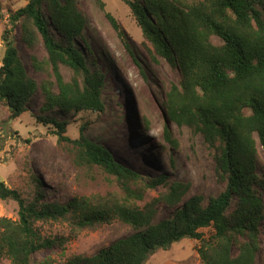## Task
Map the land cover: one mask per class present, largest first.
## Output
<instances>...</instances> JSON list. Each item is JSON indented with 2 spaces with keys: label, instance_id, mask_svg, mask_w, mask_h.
I'll return each mask as SVG.
<instances>
[{
  "label": "trees",
  "instance_id": "1",
  "mask_svg": "<svg viewBox=\"0 0 264 264\" xmlns=\"http://www.w3.org/2000/svg\"><path fill=\"white\" fill-rule=\"evenodd\" d=\"M27 1L10 15V22L12 28L20 25L25 46L34 48L42 41L47 49L55 83L48 80L41 86L45 97L42 110L105 111V76L85 40L86 16L78 0ZM95 1L105 9L103 0ZM125 2L142 31L148 52L180 72L179 83H171L167 91L165 111L170 121L201 134L215 149L217 176L225 188L207 203L201 195L183 203L191 184L174 181L168 184L167 192L141 209L124 202L92 207L87 200L67 204L46 201L41 182L32 200H28L18 189L0 181V199L13 200L18 205L17 219L0 218V256L11 264H32L37 251L63 246L64 239L42 236L35 223L59 220L72 213L81 226L121 219L136 232L94 255L73 254L59 264H144L158 249H168L184 238L194 243L196 255L204 264H255L264 222V0ZM106 16L127 45L116 18L110 12ZM2 18L0 0V36L5 45L0 66V103L8 108L7 121H11L29 110L39 86L28 75L20 57L12 36L14 28L2 34ZM213 36L222 43L215 44ZM77 39L87 48V55L77 45ZM61 65L74 72L70 80L64 78ZM37 117L46 125H55L60 139L77 145L76 163L103 167L124 181L127 190L128 182L141 176L83 132L77 139L65 136L66 120ZM164 132L175 147L177 140L171 130L166 127ZM166 181L163 174L145 180L149 188ZM160 201L174 209L168 217L155 222V204ZM234 246L236 254L232 252Z\"/></svg>",
  "mask_w": 264,
  "mask_h": 264
},
{
  "label": "rangeland",
  "instance_id": "2",
  "mask_svg": "<svg viewBox=\"0 0 264 264\" xmlns=\"http://www.w3.org/2000/svg\"><path fill=\"white\" fill-rule=\"evenodd\" d=\"M3 18L1 32L13 30V37L28 75L36 80L39 89L29 102V110L7 121L9 110L0 103V181L18 189L32 200L37 184L41 182L46 201L62 204L86 201L92 207L112 202H124L141 209L147 208L157 197L167 192L174 181L189 182L191 190L183 203L191 196L201 195L204 202L215 197L225 188L217 176L215 149L211 148L201 134L187 126L171 122L165 111L167 91L171 83H179L180 72L161 57L154 59L145 45V38L125 0H103L101 9L95 0H78L86 16L84 37L95 55L96 63L105 76L103 96L105 111L80 113L59 112L57 109L42 110L45 97L41 86L55 77L48 64V52L42 41L29 48L22 41L20 25L12 28L10 15L24 7L27 0H1ZM110 12L118 21L125 37L107 18ZM215 44L222 40L213 36ZM77 45L87 55V48L77 39ZM5 53L0 36V66ZM36 59L39 67H36ZM61 71L66 80L74 72L65 65ZM37 116H55L66 120L63 133L77 139L83 132L89 139L109 148L114 157L141 176L128 183L109 173L99 165L78 164L77 145L60 139L55 125H46ZM82 126L84 130H81ZM177 140L173 146L165 137V128ZM263 158H260V164ZM166 175L167 181L156 188L146 186L145 180ZM235 201L233 202V209ZM155 222L170 215L174 207L164 202L155 204ZM18 218V205L13 200L0 199V218ZM72 213L66 218L37 221L38 231L44 237L65 240L63 246L55 245L37 251L32 264L47 261L48 264L64 262L73 254L91 256L101 248L125 238L136 229L121 219L97 222L81 226ZM261 248L255 264H262L264 257V222L262 223ZM238 251L234 246L233 254ZM0 264L11 261L0 256ZM144 264H204L196 255L194 243L188 238L173 243L168 249H158Z\"/></svg>",
  "mask_w": 264,
  "mask_h": 264
}]
</instances>
